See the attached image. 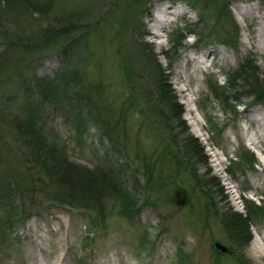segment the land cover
Wrapping results in <instances>:
<instances>
[{
  "label": "rangeland",
  "instance_id": "obj_1",
  "mask_svg": "<svg viewBox=\"0 0 264 264\" xmlns=\"http://www.w3.org/2000/svg\"><path fill=\"white\" fill-rule=\"evenodd\" d=\"M8 1L0 0V26L25 39L54 14L72 13L85 26L94 21L78 69L118 144L94 125L82 129L70 113L45 107L44 134L58 154L66 151L94 176L108 174L110 190L96 192L103 210L93 209L61 198L67 189L58 190L17 131L0 122V171L11 189L5 200L0 194V264H264V209L251 214L247 244L236 241L224 219L228 210L247 213L252 201L264 208V125L257 118L264 99L229 86L246 57L264 80V0H212L206 10L194 0H55L42 14L28 2ZM156 15L165 21L159 33ZM8 35H0L2 65L21 67L24 49L12 48ZM137 51L161 63L176 102L160 97L159 72L139 67ZM59 56L42 54L28 73L51 74ZM218 85L227 97L216 95ZM26 98L17 91L12 111ZM246 154L255 163L240 166ZM177 189L186 193L184 204ZM124 197L132 199L129 208ZM9 201L27 211L23 220L6 219Z\"/></svg>",
  "mask_w": 264,
  "mask_h": 264
},
{
  "label": "trees",
  "instance_id": "obj_2",
  "mask_svg": "<svg viewBox=\"0 0 264 264\" xmlns=\"http://www.w3.org/2000/svg\"><path fill=\"white\" fill-rule=\"evenodd\" d=\"M10 1L12 0L8 2ZM15 1L28 2L32 11L41 14L47 12L52 7L53 1L55 2V0ZM210 1L212 0H194V3H199L198 6H203L206 10ZM219 6L220 11H223L221 2H219ZM71 16L72 13H69V15L54 14L48 19L45 26L35 31L33 37L29 35L26 39L19 33L13 35L10 30L5 28L6 26H0V35L8 33V36H13V39L9 38V40H12L10 44L12 48H23L26 54L21 56V67L17 64L10 65V67L3 66L0 59V87L3 86L4 88V95L1 97V101L2 99L3 101L0 103V122L2 127H13L17 131L23 145L27 149H30L32 155L36 157L35 160H39L45 170H47L49 176L59 183L60 186H57L58 190L62 188L64 189L62 192H64L67 189L64 192L65 196L63 195L61 198L63 197L65 201L68 200L77 206L85 205L88 208L103 210L104 197L101 195L97 196L96 192L99 188L106 193L110 190L104 185L105 181H108L109 184L107 172L101 173V178H99V176L92 175L89 170L83 169L81 165L72 164L66 151L62 150V153L58 154L59 149L57 146L52 145L49 138L44 134L46 116L48 115L45 107L50 105L56 106L62 112L70 113L69 115L76 121L78 127L85 129L89 127L90 123L99 129L102 136H104V133L109 135V140L112 144H118V137L112 134V126L107 119L103 118L102 104L98 95L82 81V73L78 69V65L86 60L85 51L89 48L92 33L95 32L94 21L85 26L86 23L84 24L81 20L79 21ZM191 32L197 33L195 30ZM228 38L229 36L224 38L228 43L235 41L233 38ZM182 41H179V45H183ZM53 50L60 55V65L57 69L45 76H39L35 72L28 73L29 70H34L35 61L39 60L42 54L50 53ZM135 53L137 59H140L139 67L142 65L141 68L152 71V73L157 70L160 73H158L157 78L158 86L161 90L160 97L168 102H176V95L173 94L174 91L166 83L168 81L167 78H163L162 80L165 70L161 68V63L153 59L150 51L142 52L141 54L138 51ZM253 60L250 57L244 58L239 64V68L232 73L233 79H230L229 86L234 88H237L236 86L249 87L248 92L256 98L254 101H261V99H264V80L260 78V75L256 74L257 68ZM22 64L24 65V69ZM135 68L134 65L132 70L134 71V78L137 81L138 74ZM237 79L241 80V84L236 83ZM19 90L26 93V102L24 106H20L18 110L13 112L12 107L14 105H11L10 101L16 97ZM214 92L217 96H228L223 91V86L218 85V89H215ZM235 106L236 104L231 106L233 112H236ZM254 160L253 154H246L239 165H253L255 163ZM5 179H7L6 174L0 171L1 200L8 198L7 194L6 196L4 195L6 193ZM16 184L18 183L16 182ZM20 187L18 184L17 188L20 189ZM10 191L11 189L7 190V193L10 194ZM60 191L57 192V195L61 193ZM19 192L20 194L22 193L21 189ZM124 193L126 192L124 191ZM131 200L124 197L123 205L129 208L133 204ZM2 203L6 205V203ZM8 203L9 205L11 204L10 207L13 206V211L10 215L6 216V219L10 223L13 220H23L27 211L24 208H20V206L18 208L17 202L9 201ZM246 209L247 213H238L232 210L224 213L226 226L239 244L250 242L249 222L251 214L260 215L264 208L261 204L258 205L252 201V203H246Z\"/></svg>",
  "mask_w": 264,
  "mask_h": 264
},
{
  "label": "bare ground",
  "instance_id": "obj_3",
  "mask_svg": "<svg viewBox=\"0 0 264 264\" xmlns=\"http://www.w3.org/2000/svg\"><path fill=\"white\" fill-rule=\"evenodd\" d=\"M156 17V19H157V30H156V32H158L159 33V31L161 30V28H164L165 27V21H164V17H162V16H160V15H156L155 16ZM257 118L261 121L262 120V122H263V124L262 125H264V116H257ZM252 139V138H251ZM255 246H257L259 249H260V244H259V240L256 238L255 239ZM259 244V245H258ZM257 251V250H256ZM38 264H43V263H38ZM44 264H52L51 262H49V263H44Z\"/></svg>",
  "mask_w": 264,
  "mask_h": 264
},
{
  "label": "water",
  "instance_id": "obj_4",
  "mask_svg": "<svg viewBox=\"0 0 264 264\" xmlns=\"http://www.w3.org/2000/svg\"><path fill=\"white\" fill-rule=\"evenodd\" d=\"M176 196H177V202L179 204H184L185 200L187 198L185 191L181 190V189H177L176 190ZM216 246L220 247L221 249H223L224 251H228V247H226L225 244L219 242H216Z\"/></svg>",
  "mask_w": 264,
  "mask_h": 264
}]
</instances>
